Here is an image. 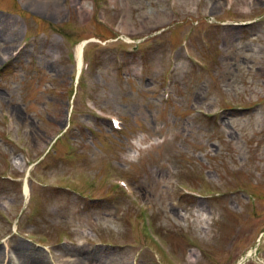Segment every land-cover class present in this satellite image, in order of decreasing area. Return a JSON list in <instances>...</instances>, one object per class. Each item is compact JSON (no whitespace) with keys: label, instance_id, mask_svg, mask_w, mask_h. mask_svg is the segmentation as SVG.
Instances as JSON below:
<instances>
[{"label":"rangeland","instance_id":"1","mask_svg":"<svg viewBox=\"0 0 264 264\" xmlns=\"http://www.w3.org/2000/svg\"><path fill=\"white\" fill-rule=\"evenodd\" d=\"M113 1L0 0V258L264 264V0Z\"/></svg>","mask_w":264,"mask_h":264},{"label":"bare ground","instance_id":"2","mask_svg":"<svg viewBox=\"0 0 264 264\" xmlns=\"http://www.w3.org/2000/svg\"><path fill=\"white\" fill-rule=\"evenodd\" d=\"M51 1H54V0H51ZM84 46H83V43H82L77 48V57H78V61H79V66H80L81 57H82V51H83ZM5 53H6V51H5ZM134 145H135V149L139 150L138 149V147H140L139 142L137 141L136 143H134ZM24 190H25V193L28 194L29 191H28L27 185L24 186ZM23 248H24V246L22 244H20V243L15 247V249L17 251H19V252L23 251ZM8 259H9V257H8ZM0 264H4V262H3V260L1 258H0Z\"/></svg>","mask_w":264,"mask_h":264},{"label":"water","instance_id":"3","mask_svg":"<svg viewBox=\"0 0 264 264\" xmlns=\"http://www.w3.org/2000/svg\"><path fill=\"white\" fill-rule=\"evenodd\" d=\"M246 260L247 258L242 259L239 264L244 263Z\"/></svg>","mask_w":264,"mask_h":264}]
</instances>
